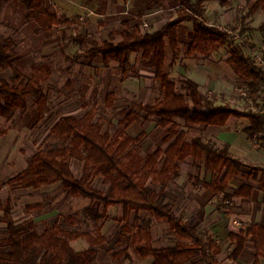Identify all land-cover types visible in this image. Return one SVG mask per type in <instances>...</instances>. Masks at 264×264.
<instances>
[{
	"label": "trees",
	"instance_id": "1",
	"mask_svg": "<svg viewBox=\"0 0 264 264\" xmlns=\"http://www.w3.org/2000/svg\"><path fill=\"white\" fill-rule=\"evenodd\" d=\"M47 1L20 0L26 12L25 21L36 25V32L42 34H51L61 26L78 29L71 41L79 48L86 44L90 46L83 55L87 60L86 65L92 66L97 58H100L104 66L115 63L124 78L123 75L132 65V55H139L149 63L154 79L160 82L162 98L152 105L137 107L148 119H152L156 127L166 130L162 143L167 147L163 151L159 148L145 158L136 152L135 146L141 141L143 134L136 137L128 134V130L136 123L131 110L126 111L113 134L103 131L102 125L94 121L90 110L79 118L65 115L51 126L50 134L68 142L69 147L37 151L29 159L26 168L7 180V184L29 191L59 184L67 197L98 202L105 208L122 207L124 224L115 235L116 242L123 241L134 246L135 253L142 260L151 259V264H187L195 259L202 264H218L220 245L216 244L207 231H197L190 226L183 214L174 213L167 201L166 188L179 177L181 165L191 159L200 163L205 173L214 179L211 183L201 182L200 187L209 190L218 199L219 206L227 209L234 199L250 198L252 195V189L246 185L228 192L229 183L243 175L247 166L230 155L227 145L214 148L204 144L201 139L186 142L184 134L177 131V122L208 128L224 127L230 119L243 117L249 125L242 132L251 143L254 139H259V134L264 131V98L257 112L241 114L228 105H216L212 100L206 99L198 85L189 79L180 80L182 92H179L166 72L167 51L171 55L170 64L173 65L180 52L177 31L182 24L188 23L191 24L192 39L186 45L187 54L208 56L226 49L228 57L225 63L238 82L256 95L264 94V73L255 67L253 59L234 36L218 25L210 26L205 22V3L212 0H171L175 9L174 16L158 31L141 33L140 25L123 23V29L118 33L119 42L116 44L113 36L98 43L92 38V34L79 28L80 25L75 27L69 19L58 15L54 7L50 9ZM256 11L264 16V0H257L249 13ZM14 55L13 41L0 38V72L10 70L14 73L11 84L0 80V119L6 121L12 118L15 111L26 109L28 97H37V103L42 105V87L51 76V70L47 66L33 67L29 75L19 74L13 66ZM134 77L137 78V74ZM120 81L122 80L119 79L118 82ZM107 98V104L111 106L112 97L109 95ZM71 160L83 163L80 179L74 177L69 167ZM248 169V177L256 181L258 189L264 192V167ZM100 178L108 185L104 191L94 187L95 180ZM36 208L38 206L32 209ZM30 210L26 208V211ZM0 212V224L6 235L3 244L6 249L0 253V264H91L96 258V246L104 242L102 236L94 240L84 234L91 247L83 252H75L70 244L78 240L80 235L59 231L55 227L38 234L33 221L16 223L10 198L0 201ZM142 212L167 225L179 242L161 249L154 248L150 226L139 219ZM82 213L94 222L104 218L89 208H85ZM131 214L133 220L128 224ZM247 239L255 251L253 264H257V256L263 258L264 264V252L261 251V245H264V216L246 232L229 235V241L235 244L230 255L232 260H237L242 253L248 243ZM125 257L129 258L127 254Z\"/></svg>",
	"mask_w": 264,
	"mask_h": 264
},
{
	"label": "rangeland",
	"instance_id": "2",
	"mask_svg": "<svg viewBox=\"0 0 264 264\" xmlns=\"http://www.w3.org/2000/svg\"><path fill=\"white\" fill-rule=\"evenodd\" d=\"M148 12L162 11L164 22H168L174 16L175 9L169 5L171 0H147ZM59 2L47 1V6L53 9V4ZM169 3V4H168ZM253 0H215L205 7L207 11L208 25L212 24L214 13L223 11L226 20L219 27L230 33L245 48L248 55L254 59L256 56L264 57V24L260 11L249 13V6ZM63 5V4H62ZM61 5V6H62ZM66 8L65 6H63ZM61 9V8H59ZM67 9V8H66ZM62 11V10H61ZM25 9L20 0H0V38L11 39L14 43V68L19 74L29 75L33 67L47 66L51 70L49 80L43 84L42 105L37 103V97L27 98V107L24 110L15 111L8 121L0 119V201L10 198L12 201L13 218L16 223L22 224L33 221L36 232L43 233L46 229L55 227L59 231L74 232L80 238L70 244L75 252H83L90 249L89 240L84 234L96 240L99 236L104 242L96 246V258L91 264H151V259H141L134 250V246L127 243L116 242L115 235L120 231L122 221V207L114 206L105 208L98 202H91L81 198L67 197L62 187L55 184L37 191L22 190L11 187L7 180L22 172L37 151H49L56 148L69 147V143L61 141L50 134L51 126L62 116L73 115L77 118L83 116L88 110L93 114L94 121L102 125L103 131L113 134L117 124L124 118L126 111H133L136 123L128 130V134L136 137L143 134L141 141L135 146L136 152L143 158L151 155L157 149L165 150L162 143L166 134L155 126L144 113L140 112L137 105H152L161 100L162 93L159 80L154 79L153 71L148 62L143 61L139 55L130 57L131 67L127 69L124 78L115 63L104 66L100 58L95 60L92 66H88L83 55L90 49L89 45L82 48L76 46L71 38L77 34L78 29L72 26H61L51 34L37 33V27L33 23L25 21ZM83 16V14H82ZM78 20L80 28L85 27L89 20ZM141 16H139V19ZM138 19V18H137ZM120 20H113L107 25L97 27L92 33L98 43L110 39L119 42L118 33L123 29ZM165 24V23H164ZM146 25L147 27H144ZM149 30L148 22L140 25L141 33ZM153 31L151 28L149 30ZM180 40V52L178 60L171 65V55L167 51L165 63L168 77L172 80L178 91L182 92L180 80L183 77L177 75L172 69L176 63L184 65L192 64V61L205 62L217 74L221 76L222 89L207 90L203 92L206 99L212 100L216 105H228L241 114L252 111L257 112L262 104L264 94L258 95L240 84L225 63L227 59L226 49H220L208 56L187 54V46L192 39L191 24H182L177 31ZM172 71L174 73H172ZM137 74V78H135ZM14 73L10 70L0 72V80L12 83ZM139 77V78H138ZM122 81L118 82L117 80ZM126 80L131 85L139 86L137 89L128 90L122 87ZM132 87H134L132 85ZM264 91V88L262 89ZM245 93V96H241ZM112 97V105L109 106L108 96ZM231 125H235L239 132L249 125L248 121L241 118H232ZM178 132L184 134V140L201 139L204 144L219 148L214 137L209 133L208 127L177 122ZM249 150L250 146L248 147ZM262 152V149L259 150ZM264 154V152H262ZM264 160V159H263ZM69 167L76 179L82 175L83 163L71 160ZM248 168H262L263 163L250 162ZM243 170L244 174L237 176L229 183L228 192H232L241 185H249L253 180L248 177L249 169ZM206 174L200 163L187 159L180 168L178 178L169 183L166 188L167 201L174 213L180 214L183 208V200L200 189L201 182H213V178ZM107 182L96 179L94 187L104 191ZM256 186V185H255ZM38 206L36 209H32ZM30 208V211H26ZM85 208L92 209L102 216L103 220L94 222L83 215ZM1 216V212H0ZM140 221L150 226L152 246L156 249L169 247L179 240L168 230L167 225L155 221L147 213L139 214ZM131 214L128 224H131ZM4 227L0 224V253L5 251ZM129 258H126L125 255Z\"/></svg>",
	"mask_w": 264,
	"mask_h": 264
},
{
	"label": "crops",
	"instance_id": "3",
	"mask_svg": "<svg viewBox=\"0 0 264 264\" xmlns=\"http://www.w3.org/2000/svg\"><path fill=\"white\" fill-rule=\"evenodd\" d=\"M59 6L54 4V11L61 16L69 19L75 27L79 26L78 20L84 18L89 20L88 24L83 29L92 34L97 27H104L107 23L113 20H120L122 23H128L130 26L141 25L142 22H148L149 30L152 32L158 31L166 19H164L163 12L155 11L148 12L147 0H128L123 1H107L96 2L94 0H57ZM56 1V2H57ZM160 2L161 0H156ZM257 0L249 6L253 7ZM215 0L208 2L206 5L214 3ZM63 4V5H62ZM169 4V3H168ZM62 5V6H61ZM65 6L66 8H64ZM171 9L173 5H169ZM207 6V7H208ZM205 7L204 20H207V11ZM61 8V9H59ZM62 10V11H61ZM83 14V16H82ZM259 15L257 11L255 15ZM262 14V13H261ZM263 15V14H262ZM141 16V19L138 20ZM212 24L220 25L226 20L223 11L214 13ZM264 21V16H263ZM264 24V22H263ZM103 26V27H102ZM80 28V27H79ZM148 30V31H149ZM92 32V33H91ZM192 64L184 65L183 62L176 63V67L172 69L177 75L189 79L198 85L200 92L203 94L207 90L222 89L221 85L224 83L219 74L205 65V62L192 61ZM172 71V73H174ZM118 81V80H117ZM131 81L126 80L122 83V87L132 90L139 88V86L130 84ZM229 120L224 127H209V133L214 137L216 145L220 148L224 145L229 147L230 155L245 166L250 162L263 163L264 150L254 151L251 148L250 141L243 134L239 132L236 126ZM250 149L249 150V147ZM209 175V174H208ZM210 178V176H209ZM210 183L209 181H204ZM248 186L252 189L250 198L234 199L228 204L229 208L223 209L218 204V199L213 196L209 190L200 189L191 196H187L183 200V208L180 210L184 215L187 223L194 227L197 231L205 230L209 233L216 244L220 245L221 253L217 257L218 264H253L255 251L249 239L245 245L242 253L238 256L237 260H232L230 255L235 248V244L229 241L230 234H237L239 232H246L252 225L258 224L264 216V192L258 189V184ZM256 185V186H255ZM229 186V185H228ZM240 186H238L239 188ZM236 190V189H235ZM261 251L264 252V245H261ZM187 264H202L198 259L192 260ZM257 264H263V258L257 256Z\"/></svg>",
	"mask_w": 264,
	"mask_h": 264
},
{
	"label": "built area",
	"instance_id": "4",
	"mask_svg": "<svg viewBox=\"0 0 264 264\" xmlns=\"http://www.w3.org/2000/svg\"><path fill=\"white\" fill-rule=\"evenodd\" d=\"M144 27H147L144 25ZM254 65L257 69L262 71L264 73V57L263 56H256L253 59ZM241 96H245V93H241ZM263 130H264V125H263ZM259 139H254L250 144L251 148L254 151H259V150H264V131L259 134Z\"/></svg>",
	"mask_w": 264,
	"mask_h": 264
}]
</instances>
